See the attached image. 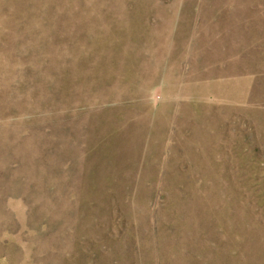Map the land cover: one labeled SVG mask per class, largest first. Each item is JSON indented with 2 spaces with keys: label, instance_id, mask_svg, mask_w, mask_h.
Segmentation results:
<instances>
[{
  "label": "rangeland",
  "instance_id": "374dc122",
  "mask_svg": "<svg viewBox=\"0 0 264 264\" xmlns=\"http://www.w3.org/2000/svg\"><path fill=\"white\" fill-rule=\"evenodd\" d=\"M0 264H264V0H0Z\"/></svg>",
  "mask_w": 264,
  "mask_h": 264
}]
</instances>
